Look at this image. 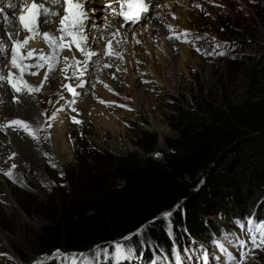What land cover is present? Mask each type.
I'll return each mask as SVG.
<instances>
[{
  "label": "rangeland",
  "instance_id": "1",
  "mask_svg": "<svg viewBox=\"0 0 264 264\" xmlns=\"http://www.w3.org/2000/svg\"><path fill=\"white\" fill-rule=\"evenodd\" d=\"M120 1L114 7L117 22L123 19L120 15V4L123 2ZM184 1L189 3L183 5ZM164 8L166 10L162 12ZM97 15L104 16L105 13ZM263 15L264 0H156L142 21L135 24L130 21L126 25H130L131 29L141 27L142 30L153 22L152 33L141 32L139 42L129 43L132 45L131 53L134 51L130 54L131 59L144 56L149 59L152 54L155 59L153 70L145 67L140 60H132L128 70L122 47L119 56L109 55L107 42L102 36L98 38L93 47L99 52L96 51L93 56L90 68L94 73L86 86L88 95L81 101L94 98L112 122L104 125L95 120L85 122L82 115L77 114L76 118L77 108L69 107V120L75 118L82 123L72 122L68 133L72 153L63 152L62 163L43 153L26 158L23 164L5 161V171L13 172L12 179L5 176L11 192L25 216L32 221L22 224L14 209L0 200V226L10 236L21 264H47L51 260L69 264L64 259L65 255L81 253L89 258L95 256V264H117L113 258L115 244L121 242L127 245L124 238L96 246L92 253H72L62 249H42L38 234L62 206L76 210L81 207L92 212L93 201L103 196L105 185L114 183L109 170L110 155H125L131 151L142 153L138 143L144 131L157 135L153 154L163 159V151L169 150L165 136L176 134L171 128L176 106L194 107L197 99L210 94L239 100L255 86L253 77L260 80V84L256 83L257 87L263 84ZM168 19L171 20L170 28L166 25ZM91 23L98 24L100 28L104 22L92 19ZM49 24L43 23L40 27ZM93 29L88 31L90 35ZM100 29L104 36L106 30ZM185 32L188 33L186 36ZM60 65L57 64V71H60ZM66 70L68 72V68ZM75 74L74 79L81 72ZM56 79H59L58 76ZM66 92L68 95L71 93ZM32 163H38V167L30 168ZM0 186L3 187V182ZM210 219L224 228L225 240L209 245L190 239L180 254H174L173 260L158 255L156 260H145L134 250L132 258L121 264H176L177 255L182 264H264V250L256 248L251 239L255 235L259 242L260 233L248 231L252 225L246 224L242 228L220 216H210ZM220 245H223V250ZM105 252L107 255H104ZM204 254L208 257L206 262Z\"/></svg>",
  "mask_w": 264,
  "mask_h": 264
},
{
  "label": "trees",
  "instance_id": "2",
  "mask_svg": "<svg viewBox=\"0 0 264 264\" xmlns=\"http://www.w3.org/2000/svg\"><path fill=\"white\" fill-rule=\"evenodd\" d=\"M253 82L239 100L210 94L194 107L176 106V134L165 136L163 159L153 154L157 135L150 131L138 143L142 153L110 155L114 183L105 185L93 211L57 209L38 234L40 247L92 253L131 237L127 245L145 260H173L190 239L209 245L225 240L224 228L210 216L238 227L264 222V83ZM165 213H171L167 220Z\"/></svg>",
  "mask_w": 264,
  "mask_h": 264
},
{
  "label": "bare ground",
  "instance_id": "3",
  "mask_svg": "<svg viewBox=\"0 0 264 264\" xmlns=\"http://www.w3.org/2000/svg\"><path fill=\"white\" fill-rule=\"evenodd\" d=\"M117 2L118 0H87V2L84 4V7L89 11V20L86 21L87 28L84 34L87 35L88 40L86 44L82 45V47H85L87 48V50L94 53H96V51L99 52V50L93 46L98 43V38L102 36V38H104L103 41L107 42L106 45L108 44L109 40L112 41V52L114 54L117 51H119L117 53L121 54L122 47L124 61L128 70H130L132 66V60L143 61L145 67L147 66L151 70H153L152 63L153 61H155V59L152 57V54L149 59L145 58V56H140L141 58L134 57L136 55L133 56L134 59L130 58V54H134V51L133 53H131L132 45L130 46V44L133 43L130 42L135 41L136 43L137 41H139L138 35L141 32L147 35L152 33V27L154 26L153 22L152 24L148 23L149 25H146L145 29L142 28V30L140 29L141 27L139 29H131L130 25L129 27L126 26L125 28H123L125 19L122 17L123 19H121V21L117 22L116 20L117 14L115 13L114 7ZM122 2L124 4L126 3V0H122ZM9 3L16 6L8 7ZM149 3H151V0H149ZM188 3L189 1H184L183 5H186ZM109 4H112L113 7L108 8L107 6ZM166 8L169 7L167 6ZM172 9L170 11H173ZM53 10L58 11L59 15L51 17V21H58L60 17L64 15V9L57 5ZM165 10L166 9L164 8L162 12ZM99 12L105 13V15L98 16L97 14ZM20 14H22L21 0H0V39H2L9 48L7 59L3 55H0V71H3L5 74L9 70L6 65L8 63V60H10V49L12 46L11 41H9L7 38V33L11 32L14 39H23L25 35V33L20 32L18 20L16 19ZM5 17L8 18L9 22H5ZM92 19L96 22H104L103 24H101L103 25L101 27L106 30L104 31V36L102 35V31L100 29L101 27L99 28L97 26L98 24L96 23H91ZM166 25L169 28L171 27L170 19H168ZM58 27V23L50 22L49 25H46L43 28L40 27V31L56 33ZM92 28H94V31L91 33L92 37H89L90 33L88 31H92ZM113 33H117V35L114 36ZM163 35L161 34V36ZM148 38L150 39V37ZM70 41L71 37H66L65 42L68 43ZM149 43L151 44V42ZM29 47L37 50L43 48L45 49V51H49L46 44L40 37H36L35 40L30 41ZM150 51L152 52V50ZM64 57H69L67 62H65ZM72 57H74L75 59H72ZM75 61H80L81 63L77 66L75 64ZM39 62L40 61L33 59H28L26 61V63L30 65ZM93 62V56L89 59L81 52L76 50L75 45L73 44L71 52H69L68 49L65 48V50L59 55V63L61 64L59 66L60 71H57L56 69L53 72H47V65H45L44 69H31L32 71L40 73V75H25L24 79H26L30 84L37 85L43 83V88L40 92L32 95H20L19 102H14V97L18 94L14 93L7 83L0 87V101H2V103H0V123H7L8 121H11L13 119L24 120L32 126V129L38 136V139H33L22 128L19 130H15L13 128H5L3 130H0V169H6V166H4L6 160L10 161L11 164H23L26 158L29 159L41 153L53 158L54 161L56 160L57 162L62 163L61 155L63 154V152L72 153L68 141L69 128L73 122L69 120L71 114V112L68 110L69 107L77 108L76 118H78L77 114L82 115L81 118L85 122L95 120L100 125L109 124L110 122H112L111 117L107 114L106 111H104L103 107L95 103L94 98L89 97L88 99H86V101H81L82 97H87L86 95H88L86 86L94 73L92 70H90ZM49 63H51V61ZM69 65H72V67H69ZM67 68L69 73L67 72V70L61 71L62 69ZM79 71L81 72L80 76H76L77 78L74 79V73H76L75 75H77V73L79 74ZM59 72H62V74ZM45 74L48 75V80L46 82L43 81V76ZM57 76L59 79H56ZM130 76H132V74H130ZM66 77H71V79H66ZM66 84H71L78 95L73 96L71 93H69L68 95V93L66 92L67 89L65 88ZM63 87L64 90H62ZM48 102H50V105L45 106V104H47ZM29 166L30 168H37L38 163H32L29 164ZM0 182H3V187L0 186V200L7 203L10 206V209H14V214L18 215L22 224H24L25 222L32 223V221L25 216V214L19 207V204H17V201L15 200L13 193L11 192V187L8 185V181L6 180L5 175H3L2 172H0ZM11 243L12 241L10 239V236L0 226V264H21L20 257L15 252Z\"/></svg>",
  "mask_w": 264,
  "mask_h": 264
},
{
  "label": "snow or ice",
  "instance_id": "4",
  "mask_svg": "<svg viewBox=\"0 0 264 264\" xmlns=\"http://www.w3.org/2000/svg\"><path fill=\"white\" fill-rule=\"evenodd\" d=\"M86 2L87 0H21L22 14L16 19L18 20L20 32L25 33V35L23 39H14L11 32L7 33V38L11 41L12 45L10 49V60H8L6 65L9 70L6 74L3 71H0V87L7 83L12 91L18 94L14 97V102H19L20 95H32L42 90L43 83L37 85L30 84L24 79L25 75L38 76L40 73L32 71L31 69H44L45 65H47V72L55 71L56 65L59 63V55L65 50V48L71 52L72 45L74 44L76 50L89 59L96 55V53L82 47V45L86 44L88 40L87 35L84 34L87 28L86 21L89 20V11L84 7ZM126 3L128 4L129 9H131L133 5H135L136 8L135 11L121 12L120 15L124 16L125 19L131 20L134 17H139L142 12L148 11L145 0H126ZM57 5L64 9V15L61 16L58 21H51V17L59 15L58 11L53 10ZM15 6L16 5L11 3L8 5V7ZM107 7L112 8L113 5L109 4ZM120 7L123 8L124 4H120ZM4 19L5 22H9L7 17ZM49 22L58 23L59 27L57 28L56 33L40 31V26L43 23ZM187 34V32L184 33L185 36ZM113 35L115 36L117 33H113ZM36 37H40L43 40L49 51H45L43 48L37 50L29 47V42L35 40ZM66 37H71V41L66 43ZM107 48L109 49V55L114 54L112 52L111 40L108 41ZM8 54V46L2 39H0V55H3L7 59ZM115 55L119 56V53H115ZM28 59L38 60L40 62L30 65L26 63ZM68 59L69 57H64L65 62H67ZM72 59L75 58L72 57ZM50 61L51 63H49ZM80 63V61H75L77 66ZM69 67H72V65H69ZM61 71H66V69H62ZM66 79H71V77H66ZM47 80L48 75L45 74L43 76V81L46 82ZM65 88L71 92L73 96L78 95L71 84H66ZM0 103H2V101H0ZM101 103H104V101H101ZM73 111H75V109H73ZM73 122L77 124L82 123V121L76 120L75 118H73ZM5 128H13L15 130L22 128L33 139H38L32 126L24 120L13 119L7 123H0V130ZM13 167H15V165H13ZM0 172L9 179L13 178V172L10 170L5 171L0 169ZM170 216L171 213H165L163 219L167 220ZM247 224L252 225V227L248 228L249 232L260 233L259 242H257L255 235L251 237L253 245L258 249L264 250V222L256 223L252 220H248ZM240 227H245V224H241ZM135 235H140V232L138 231ZM130 239L131 237L124 238L125 241ZM220 247L223 250V245H220ZM98 251L103 252V250ZM133 251L134 250L128 247L125 243L117 242L115 244V256L113 258L117 264H121V262L132 258ZM104 255H107V253L105 252ZM245 255L247 256V254ZM64 259L69 261V264H95L96 257L93 256L92 258H89L81 253L77 255H65ZM207 259V255L204 254L203 260L206 262ZM41 264H43V262H41ZM176 264H182L179 255L176 257ZM241 264H243V262H241Z\"/></svg>",
  "mask_w": 264,
  "mask_h": 264
}]
</instances>
